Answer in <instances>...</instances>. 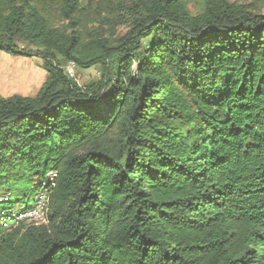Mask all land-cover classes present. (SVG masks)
<instances>
[{"label":"trees","instance_id":"obj_1","mask_svg":"<svg viewBox=\"0 0 264 264\" xmlns=\"http://www.w3.org/2000/svg\"><path fill=\"white\" fill-rule=\"evenodd\" d=\"M0 51V264H264V0H0Z\"/></svg>","mask_w":264,"mask_h":264},{"label":"rangeland","instance_id":"obj_2","mask_svg":"<svg viewBox=\"0 0 264 264\" xmlns=\"http://www.w3.org/2000/svg\"><path fill=\"white\" fill-rule=\"evenodd\" d=\"M251 2L254 0H246ZM65 72L73 77L80 85L101 76L98 67L77 70L72 64H63ZM46 78V72L41 67V60L37 57L11 56L0 51V97L13 95L34 96ZM32 199L29 205H32ZM17 203L14 209L19 210Z\"/></svg>","mask_w":264,"mask_h":264},{"label":"bare ground","instance_id":"obj_3","mask_svg":"<svg viewBox=\"0 0 264 264\" xmlns=\"http://www.w3.org/2000/svg\"><path fill=\"white\" fill-rule=\"evenodd\" d=\"M49 176H50V178H52L54 175L53 174H50ZM47 200H46L45 194L42 193V192H39L38 195H37V197H36V200H35V204H34V208L33 209L26 210V211H21L19 213L13 212L10 215H1L0 221L3 223V225L5 227H11V226L17 225L18 223L20 224V222H26V223H45L46 222V210H47V208H46V201ZM36 208H39V211H40V214H41V217H42L41 219H36L34 221H31V219H24V220L21 219V215H23L25 213L33 212Z\"/></svg>","mask_w":264,"mask_h":264},{"label":"built area","instance_id":"obj_4","mask_svg":"<svg viewBox=\"0 0 264 264\" xmlns=\"http://www.w3.org/2000/svg\"><path fill=\"white\" fill-rule=\"evenodd\" d=\"M41 214H40V211H39V208H36L33 212H30V213H25L23 215H21V219L24 220V219H31V221H34L36 219H41Z\"/></svg>","mask_w":264,"mask_h":264}]
</instances>
